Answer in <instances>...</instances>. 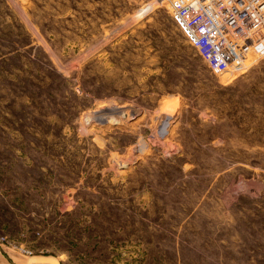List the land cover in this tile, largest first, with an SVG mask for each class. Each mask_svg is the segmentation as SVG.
<instances>
[{
    "label": "rangeland",
    "instance_id": "rangeland-1",
    "mask_svg": "<svg viewBox=\"0 0 264 264\" xmlns=\"http://www.w3.org/2000/svg\"><path fill=\"white\" fill-rule=\"evenodd\" d=\"M0 264H264V58L214 76L159 0H0Z\"/></svg>",
    "mask_w": 264,
    "mask_h": 264
},
{
    "label": "built area",
    "instance_id": "built-area-1",
    "mask_svg": "<svg viewBox=\"0 0 264 264\" xmlns=\"http://www.w3.org/2000/svg\"><path fill=\"white\" fill-rule=\"evenodd\" d=\"M214 76L264 58V0H159Z\"/></svg>",
    "mask_w": 264,
    "mask_h": 264
}]
</instances>
